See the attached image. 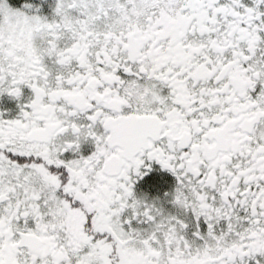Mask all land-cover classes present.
Instances as JSON below:
<instances>
[{
	"label": "snow or ice",
	"instance_id": "obj_1",
	"mask_svg": "<svg viewBox=\"0 0 264 264\" xmlns=\"http://www.w3.org/2000/svg\"><path fill=\"white\" fill-rule=\"evenodd\" d=\"M0 264H264V0H0Z\"/></svg>",
	"mask_w": 264,
	"mask_h": 264
},
{
	"label": "flooded vegetation",
	"instance_id": "obj_2",
	"mask_svg": "<svg viewBox=\"0 0 264 264\" xmlns=\"http://www.w3.org/2000/svg\"><path fill=\"white\" fill-rule=\"evenodd\" d=\"M5 103H7V102H5Z\"/></svg>",
	"mask_w": 264,
	"mask_h": 264
}]
</instances>
